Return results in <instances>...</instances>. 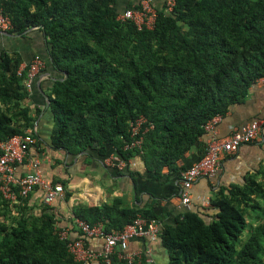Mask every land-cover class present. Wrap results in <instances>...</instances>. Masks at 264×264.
<instances>
[{
    "label": "trees",
    "instance_id": "16d2710c",
    "mask_svg": "<svg viewBox=\"0 0 264 264\" xmlns=\"http://www.w3.org/2000/svg\"><path fill=\"white\" fill-rule=\"evenodd\" d=\"M117 1L0 3L11 19L8 33L27 37L36 28L47 67L58 73L48 89L54 149L72 157L91 151L106 157L112 149L125 161L138 156L155 181L164 168L177 173L178 161L193 149L202 158L203 126L242 104L264 77V0H175L171 15L157 11L152 28L140 30L117 19ZM21 64L16 52L0 55V142L25 136L39 114L26 103ZM141 116L154 126L142 153L123 151L129 123ZM259 202L264 189L251 181L243 190L219 189L211 198L215 214L196 204L179 215L159 237L168 264H264V220L248 221ZM138 214L152 217L117 200L74 211L75 219L102 223L106 233L122 230ZM59 232L48 207L35 215L28 197L12 203L0 193V264H80ZM113 264L125 263L113 256Z\"/></svg>",
    "mask_w": 264,
    "mask_h": 264
},
{
    "label": "crops",
    "instance_id": "0c3cea01",
    "mask_svg": "<svg viewBox=\"0 0 264 264\" xmlns=\"http://www.w3.org/2000/svg\"><path fill=\"white\" fill-rule=\"evenodd\" d=\"M140 0H118L116 10L122 13L128 6H137ZM157 10L164 6V0H153ZM3 51L16 52L22 58L21 66H27L32 59L44 61L46 69L38 76L28 91L27 105L32 112L37 109L39 114L34 123L36 144L30 149V158H38L44 178L50 184L65 183L62 186L64 194L52 205L42 202L43 193L36 189L28 196V206L33 207V213L39 215L43 206L48 207L49 213L55 218L57 228L68 233L70 239L79 237L75 224L74 211L77 207H94L111 205L116 200L123 207L136 210L150 211L161 231L163 226L174 225L177 217L185 212L179 202L181 173L191 167L198 159L199 153L195 149L187 152L177 163L179 171L168 174L162 170L163 177L152 180V174L146 172L143 160L135 156L123 169L110 162L115 154L110 150L106 157H99L96 152L79 154L72 157L64 150H56L52 146L53 116L49 106L48 89L51 82L58 75L52 68L47 67L46 45L43 38L33 29L27 37H7L0 33V55ZM33 112V113H34ZM32 113V114H33ZM34 115V114H33ZM264 119V86L255 84L249 90L246 100L222 117L217 124L219 135L224 137L230 134L232 127H240L252 120ZM28 172V161L17 169V176L23 177ZM251 181L262 185L264 189V128L259 139L249 145H243L239 151L224 158L222 169L213 181L198 180L193 188L194 196L206 195L211 198L219 189L230 190L232 187L241 190L249 186ZM71 195L66 198L67 193ZM198 204L195 202L193 205ZM201 207V206H200ZM260 210L251 216L249 224L255 226L264 220V202H259ZM207 213L215 214L212 206L204 208ZM137 216H141L138 214ZM262 216V219H257ZM96 225H101L98 223ZM87 248L94 253L101 252L102 238H92L86 241ZM117 251V249H116ZM136 251L144 253L142 264H168L167 251L161 239L144 238L129 243L126 254ZM90 264H102L100 260H92Z\"/></svg>",
    "mask_w": 264,
    "mask_h": 264
},
{
    "label": "built area",
    "instance_id": "2783aa9c",
    "mask_svg": "<svg viewBox=\"0 0 264 264\" xmlns=\"http://www.w3.org/2000/svg\"><path fill=\"white\" fill-rule=\"evenodd\" d=\"M174 6L175 0H164L163 8L157 10L153 0H140L137 9L124 10L119 13L117 19L130 20L139 30L142 27L152 28L157 11L171 15ZM11 29V19L4 14L0 3V33L9 32ZM44 67V61L39 58L32 59L27 66L19 67L18 77H23V73L26 72L23 84L27 91L32 88L34 80L42 75ZM257 84L264 86V77L258 80ZM220 119L221 117H215L203 126L205 153L202 158L181 173L178 198L180 205L188 211L191 210L193 202H198L203 207L210 205L208 196L192 194L194 184L199 179L213 180L221 170L222 159L236 154L242 145L256 142L264 126V119L248 122L240 127H232L230 134L222 137L217 128ZM152 129L153 125L142 116L131 121L128 129L130 140L124 145L123 150L141 153L144 135ZM36 142L33 129H29L25 136H14L0 142V193L5 200L14 203L18 197L27 198L36 189H40L43 193V204L50 206L64 194L60 184L52 185L44 178L40 160L30 158V149ZM26 161H28V172L23 177H18L17 169ZM110 162L114 163L118 169L126 166V162L117 156H113ZM75 224L80 234L78 238L71 240L68 233L62 230L59 232V238L62 241H68V252L74 261L80 264H90L96 259H100L103 264H113V256L125 264H142L144 256L142 251L125 253L129 243L147 237L155 239L160 232L155 220L140 216L124 226L122 230L109 233L104 232L101 225L91 226L79 219H76ZM97 237L103 239V248L101 252L94 253L87 248L86 241Z\"/></svg>",
    "mask_w": 264,
    "mask_h": 264
},
{
    "label": "bare ground",
    "instance_id": "6f19581e",
    "mask_svg": "<svg viewBox=\"0 0 264 264\" xmlns=\"http://www.w3.org/2000/svg\"><path fill=\"white\" fill-rule=\"evenodd\" d=\"M145 119H146V118H145ZM146 120H147V119H146ZM147 122H148V121H147ZM263 128H264V126H263ZM263 128H262V129H263ZM153 129H154V126H153ZM153 129H152V130H153ZM152 130H150V131H152ZM148 132H149V131H148ZM148 132H147V133H148ZM260 134H261V133H260ZM203 142H204V141H203ZM142 145H143V143H142ZM245 145H246V144H245ZM242 146H243V145H242ZM240 148H241V147H240ZM123 151H124V150H123ZM132 151H134V150H132ZM238 151H239V150H238ZM127 152H128V151H127ZM138 153L141 154L142 152H141V153L138 152ZM114 156H117V157H119L120 159H122L119 155H114ZM229 156H231V155H229ZM225 157H227V156H225ZM225 157H224V158H225ZM224 158L222 159V162H223ZM122 160L125 161L124 159H122ZM198 160H199V159H198ZM125 162H126V166H127V165L129 164V161H125ZM222 162H221V169H222ZM119 170H120V169H119ZM220 171H221V170H220ZM217 175H218V174H217ZM214 179H215V178H214ZM214 179H213V180H214ZM199 180H200V179H199ZM206 180H208V179H206ZM213 180H209V181H213ZM179 194H180V193H179ZM59 198H60V197H59ZM57 199H58V198H57ZM57 199H56V200H57ZM56 200H55V201H56ZM209 200H210V199H209ZM55 201H54V202H55ZM54 202H53V203H54ZM53 203H52V204H53ZM194 203H195V202H193V204H194ZM197 203H198V202H197ZM52 204H51V205H52ZM193 204H192V208H193V206H194ZM198 205L201 206L200 203H198ZM210 206H211V200H210V205H209V207H210ZM201 207H202V208H207V207H203V206H201ZM192 208H191V210H192ZM191 210H189V211H191ZM187 211H188V210H187ZM137 217H138V216H137ZM137 217H136V218H137ZM140 217H141V216H140ZM95 225H96V224H95ZM103 230H104V229H103ZM104 232H105V231H104ZM160 233H161V231L159 232L158 237H160ZM158 237H157V238H158ZM141 239H144V238H141ZM136 240H139V239H136ZM115 257H116V256H115ZM143 257H144V256H143ZM96 260H100V259H96ZM100 261H101V260H100ZM101 262H102V261H101ZM142 262H143V259H142ZM102 264H103V262H102Z\"/></svg>",
    "mask_w": 264,
    "mask_h": 264
},
{
    "label": "water",
    "instance_id": "95a60500",
    "mask_svg": "<svg viewBox=\"0 0 264 264\" xmlns=\"http://www.w3.org/2000/svg\"><path fill=\"white\" fill-rule=\"evenodd\" d=\"M33 29H36V28H32V29H29L26 31V33L32 31ZM3 36H7V37H17L18 35H12L11 33H8V32H3L2 33ZM47 105H49V101L47 100ZM81 154H84V153H81Z\"/></svg>",
    "mask_w": 264,
    "mask_h": 264
},
{
    "label": "rangeland",
    "instance_id": "374dc122",
    "mask_svg": "<svg viewBox=\"0 0 264 264\" xmlns=\"http://www.w3.org/2000/svg\"><path fill=\"white\" fill-rule=\"evenodd\" d=\"M249 221V220H248ZM247 238V231L245 232V234L242 236V242L245 241Z\"/></svg>",
    "mask_w": 264,
    "mask_h": 264
}]
</instances>
